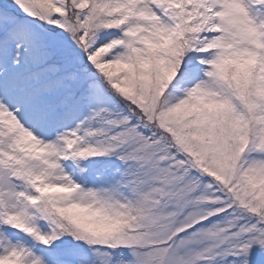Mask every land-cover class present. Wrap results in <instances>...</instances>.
Returning a JSON list of instances; mask_svg holds the SVG:
<instances>
[{
    "label": "snow or ice",
    "instance_id": "obj_1",
    "mask_svg": "<svg viewBox=\"0 0 264 264\" xmlns=\"http://www.w3.org/2000/svg\"><path fill=\"white\" fill-rule=\"evenodd\" d=\"M0 264H264V0H0Z\"/></svg>",
    "mask_w": 264,
    "mask_h": 264
}]
</instances>
